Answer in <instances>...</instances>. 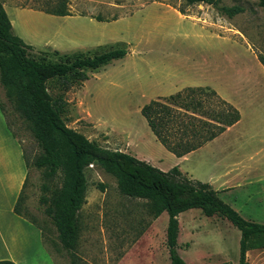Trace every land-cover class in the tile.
Segmentation results:
<instances>
[{"label": "rangeland", "instance_id": "1", "mask_svg": "<svg viewBox=\"0 0 264 264\" xmlns=\"http://www.w3.org/2000/svg\"><path fill=\"white\" fill-rule=\"evenodd\" d=\"M0 1L12 20V33L31 46L28 53L37 61L66 62L110 49L126 50L121 59L96 70H85L84 79L73 77L47 83L52 100L62 107L65 125L101 148L119 151L124 131L138 134L136 146L144 153L159 152L152 145L142 144L144 129L150 132L140 108L148 102L150 93L157 90L154 80L166 85L190 78L197 69L199 79L209 77L207 82L230 99H239L242 92L251 89L249 83L253 79L254 83L264 84L262 66L255 63L248 50L256 60L257 56L264 59V11L257 0H217L216 6L202 3L187 6L183 0H65L70 14L66 17L30 9L51 8L55 0ZM232 7L240 12L228 18L221 9ZM149 68L151 73L147 72ZM204 88L220 96L213 87ZM0 104L4 109L0 122L2 119L15 136L28 161L19 213L26 222L32 221L42 230L37 246L24 238L23 226L18 223H10L4 229L0 224V254H3L1 236L4 239L11 236L15 241L9 244L22 248L19 264H164V258L168 264L164 245L166 213L153 223L145 202L120 195L114 178L96 166L84 170L86 184L84 201L77 214V243L73 251L66 250L58 240L51 218L44 212L47 204L39 201L49 194L41 186H58L60 174L46 180L41 170L32 166L39 149L1 87ZM249 110L250 107L242 109L247 120L251 118ZM262 113L257 116L261 121ZM0 132L4 133L1 127ZM245 144L249 148L244 147L242 154L260 148L259 154L247 162L253 170L238 182L227 180L224 186L227 190L218 193V197L242 219L264 225V144L256 140ZM207 166L201 155L184 164L192 169L195 181L209 184ZM177 222V253L186 264L236 263L239 232L226 220L205 217L198 209H191L183 212ZM11 232L15 234L12 236ZM255 239L261 245L247 247V264H264V237Z\"/></svg>", "mask_w": 264, "mask_h": 264}, {"label": "trees", "instance_id": "2", "mask_svg": "<svg viewBox=\"0 0 264 264\" xmlns=\"http://www.w3.org/2000/svg\"><path fill=\"white\" fill-rule=\"evenodd\" d=\"M183 2L187 6L217 4V0ZM257 5L264 11V0H257ZM30 9L57 17L70 16L65 0H55L51 8ZM221 11L230 18L240 9L222 8ZM178 12L181 13L180 10ZM30 50L31 46L12 33L0 1V87L39 149L31 161L32 166L40 169L46 180H53L60 174L58 186H41V190L49 194L39 201L47 204L44 212L51 218L58 240L66 250L73 251L76 247L79 231L77 214L84 201L86 184L84 170L91 165L114 178L120 195L143 200L152 221L162 212L166 213L164 245L168 264H186L176 250L177 216L190 209H198L205 217H220L233 226L239 232L235 264H247V247L261 245L255 237H264L263 224L242 219L219 199L218 192L208 183L185 178L175 167L161 172L126 153L101 148L63 122L62 107L52 100L47 83L73 77L84 79L85 70H96L112 60L123 58L127 53L125 49H110L92 57L77 56L71 61L55 63L33 59L28 53ZM257 61L264 69V59L257 56ZM0 112L4 115L1 104ZM140 114L156 141L175 157L202 147L239 120L234 107L204 87H185L166 97L152 99L140 108ZM22 159L27 168L28 161L23 152ZM24 183L25 179L12 208V212L20 217L18 203ZM28 222L36 226L32 221ZM37 228L42 236V230ZM71 257L77 259L74 254ZM0 264L14 263L0 260Z\"/></svg>", "mask_w": 264, "mask_h": 264}, {"label": "crops", "instance_id": "3", "mask_svg": "<svg viewBox=\"0 0 264 264\" xmlns=\"http://www.w3.org/2000/svg\"><path fill=\"white\" fill-rule=\"evenodd\" d=\"M8 20L11 24V28H13V23L6 10H4ZM205 33L207 31L201 30ZM211 37H214V33H208ZM248 48V46H247ZM251 58L255 61V63L259 66L254 55H252L250 49L248 48ZM260 67V66H259ZM189 69V67H188ZM150 70V72H149ZM262 78L264 79V69L262 68ZM185 71V70H184ZM148 73L152 72V69H147ZM186 72H190V70L186 69ZM200 70H193L190 78L178 79L174 80L171 83H167L164 85L162 82L155 81L157 90H154L150 93L149 97L146 101L150 99H154L157 97H165L175 92L181 90L185 87H213L217 93L220 95V99L232 105L239 113V120L227 127L222 133L216 136L214 139L206 142L202 147L184 155L181 157H175L171 153L167 152L154 138V136L150 134L144 129V141L142 144L152 145V147L159 151L158 153L154 152H146L144 153L139 146H136L138 142L136 138L138 136L131 132L123 131V146L119 150L120 152L126 153L139 161H142L161 172H167L172 168H177V170L188 179L194 180L192 178V169L188 167H184V164L190 163L194 158L198 155H201L202 162L207 164L206 170L208 169V176L210 178L209 184L210 187L217 191L218 193L223 192V190H227V187H224L228 184L227 180L230 181H239L245 178L248 173H251L253 170L252 167L247 165L250 158L259 154L260 148L257 150L250 151L249 153L242 154L241 151L244 150V147L248 150V142L259 141L261 144H264V119L261 121L259 119V112H263L264 115V90H260L263 85L254 83L253 79L249 85L251 89L246 90L241 93L243 100L240 99H230L227 94H223L221 89H218L214 85H210L207 81L208 79H199ZM211 82V81H210ZM166 86L164 89L163 87ZM163 89V90H162ZM145 101V102H146ZM244 104L247 107H244ZM250 107V116L249 120L245 119L243 116L242 109L246 110ZM258 116V117H257ZM2 118V117H0ZM0 127L4 130L0 132V224L1 228L9 226L10 223L16 222L19 226H23L22 233L25 236L24 238L27 241L34 243L35 245H39L41 240L40 231L37 227H33L29 222L20 216L15 215L12 212V208L18 196V193L21 189V185L24 179L25 174V166L22 159V151L14 139L15 137L6 129L3 120L1 119ZM257 130V131H256ZM140 138H137L139 140ZM142 140V137H141ZM157 143V145L155 144ZM159 145V146H158ZM161 147V148H160ZM230 161V162H229ZM232 162V163H231ZM212 171H218L213 174ZM216 177L218 179H212ZM226 183V184H225ZM219 184V185H216ZM191 210V209H190ZM189 211V210H187ZM163 213V212H162ZM162 213L153 220V223L157 221ZM183 213V212H182ZM182 213L178 214L177 218L182 215ZM166 219L164 218V222ZM167 222V221H166ZM16 227V226H15ZM15 227H12L15 230ZM8 228V227H7ZM11 227L9 228V230ZM1 230V229H0ZM19 231L18 233L21 234ZM17 233V232H16ZM15 232H11L10 235H14ZM6 237V236H5ZM3 244L1 247L3 249V254H0V260H8L13 262L14 264H19V258L21 256V247L10 245L9 242L14 243V239L9 236V239L3 238ZM25 239V240H26ZM179 250V244L177 242ZM165 258L163 260L164 264ZM169 263V261H168Z\"/></svg>", "mask_w": 264, "mask_h": 264}, {"label": "built area", "instance_id": "4", "mask_svg": "<svg viewBox=\"0 0 264 264\" xmlns=\"http://www.w3.org/2000/svg\"><path fill=\"white\" fill-rule=\"evenodd\" d=\"M89 167H91V165H89Z\"/></svg>", "mask_w": 264, "mask_h": 264}]
</instances>
